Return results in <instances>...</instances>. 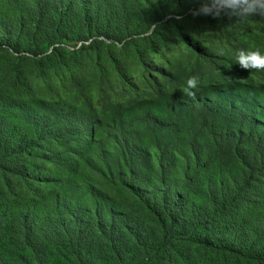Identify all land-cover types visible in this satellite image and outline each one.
<instances>
[{"label":"trees","instance_id":"1","mask_svg":"<svg viewBox=\"0 0 264 264\" xmlns=\"http://www.w3.org/2000/svg\"><path fill=\"white\" fill-rule=\"evenodd\" d=\"M205 51L165 73L138 51L146 79L118 64L116 85L100 82L85 102L82 83L58 102L0 90V264L3 246L27 264H264V88L205 86L218 62ZM105 102L120 119L97 132Z\"/></svg>","mask_w":264,"mask_h":264},{"label":"rangeland","instance_id":"2","mask_svg":"<svg viewBox=\"0 0 264 264\" xmlns=\"http://www.w3.org/2000/svg\"><path fill=\"white\" fill-rule=\"evenodd\" d=\"M55 1L0 0V90L29 86L35 96L58 102L70 100L76 84L82 83L86 97L78 95V100L85 102L100 82L116 85L118 64L135 83L146 79V67L136 58L138 51L146 52V61L155 62L165 73L173 58L174 64L193 62L195 47L218 61L205 86L226 84L234 77L264 88V70H247L235 63L238 50L264 52V20L194 16L202 0ZM54 47L58 49L53 55ZM228 58L240 69L234 76L222 62ZM149 75L162 77L155 70ZM139 87L137 100L149 98L142 94L151 90L149 83ZM104 111L97 132L119 122L114 106L105 102ZM149 137H144L145 147L155 158ZM93 253L99 254L95 249ZM1 255V264H27L11 257L4 246ZM108 255L102 252L97 257L107 262ZM75 257L53 254L46 264H77Z\"/></svg>","mask_w":264,"mask_h":264},{"label":"clouds","instance_id":"3","mask_svg":"<svg viewBox=\"0 0 264 264\" xmlns=\"http://www.w3.org/2000/svg\"><path fill=\"white\" fill-rule=\"evenodd\" d=\"M221 14L235 16L238 19L264 20V0H202L200 7L193 12L194 16L206 15L214 18L220 17ZM235 63L243 69L262 71L264 70V52L238 50ZM197 88V77H189L183 88V94L191 97Z\"/></svg>","mask_w":264,"mask_h":264}]
</instances>
